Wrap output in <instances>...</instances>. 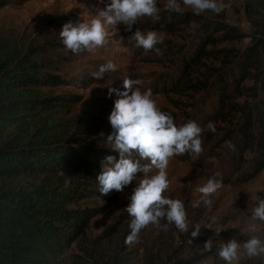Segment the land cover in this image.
I'll return each mask as SVG.
<instances>
[{"label": "rangeland", "instance_id": "374dc122", "mask_svg": "<svg viewBox=\"0 0 264 264\" xmlns=\"http://www.w3.org/2000/svg\"><path fill=\"white\" fill-rule=\"evenodd\" d=\"M165 3L166 0H157L160 12L167 11ZM223 3L226 7L220 14L209 11L196 15L192 9L185 8L179 14L187 21L178 23L172 29L147 26L144 23L147 17L139 19L133 25V31L136 28L142 32L157 31L163 38V43L156 46L161 55H157L155 50L145 51L135 47L134 42H128L131 33L124 31V25H118L117 32L109 29L107 44L95 52L72 54L59 37L62 25L70 21L76 24L82 22L81 19L90 20L89 14H95L93 5L97 4V0H8V4L0 8V59L28 58L29 63H36L65 81L55 86L31 84L12 91L4 90L2 81V97L19 106L14 112L6 114L4 125L0 126L4 138L16 137L35 143L52 139L64 142L80 120H85L91 122L86 126L95 132L92 136L79 139L78 143L96 148L94 160L99 161L101 169L105 156L118 158V153L110 149L111 145L95 139L113 131L108 117L118 97L115 93L109 95L108 90L111 87L123 91L125 77L141 80L142 91L150 88L157 106L171 114L177 125L192 120L203 129V153L198 157L192 153L174 156L166 169L170 183L164 195L184 202L188 232H180L174 225L163 231L149 224L140 231L137 243L125 245L131 220L125 208L130 203L132 189L143 173H137V181H132L123 192L113 190L108 195H101L97 191V182H93L85 184V188L75 192L72 198L68 194L73 190L67 189V179L60 172L28 171L5 179L26 191L38 203L47 204L52 198L54 203L65 207L96 208L98 211L89 219L82 234L69 245L54 251L39 249L34 255L36 264H160L170 253L191 255L188 252L190 245L197 254L205 253L196 264H227L218 256L220 243H227L232 238L242 243L252 235L264 240V222L251 220L253 209L260 199H264V167L259 168L256 162L260 150L256 135L261 133L260 129L253 126L254 140L246 142V146L245 143L239 148L234 146V150L229 147L231 139H225L226 133L243 121L241 109L246 106L264 109V86L260 75L254 69H246L245 78L237 81L239 90L232 85L227 88L230 101L237 106L227 111L224 119H220L222 115H216L218 103L213 89L210 88L209 94L204 90L188 88L178 92L171 90L169 85L170 78L182 76L181 59L187 57L190 45H197L194 35L200 32L203 24L230 27L236 36L217 40L205 47L209 52L197 61L190 72L191 79L200 76L199 72L204 68H221L219 52L229 57L243 52L253 37L260 34L264 0H223ZM98 7L103 8V5ZM247 8L251 10L247 11ZM166 42L170 47L177 45V48H172L173 52L169 53L165 48ZM108 61L116 65V71L106 72L97 79L94 74ZM162 77L165 79L163 83L160 82ZM57 94H69L75 100L66 106L49 108L23 106L28 104L27 100L38 101ZM209 122L215 126V132L208 129ZM154 172L155 169L150 174ZM216 172L221 174L223 186L211 197V210L203 205L194 208L193 202L200 197L197 188ZM212 216L216 217L215 223L209 220ZM195 225L201 227L200 235L192 238L190 233ZM208 239L212 241L211 251L203 249ZM232 264H264V255L249 258L241 248Z\"/></svg>", "mask_w": 264, "mask_h": 264}, {"label": "trees", "instance_id": "16d2710c", "mask_svg": "<svg viewBox=\"0 0 264 264\" xmlns=\"http://www.w3.org/2000/svg\"><path fill=\"white\" fill-rule=\"evenodd\" d=\"M6 4L8 0H0V8ZM159 16L158 21L147 17L144 23L156 28L172 29L178 23L187 21L181 14L169 11L160 12ZM214 25L215 23H211L210 26L203 24L200 32L194 35L197 45H190V52L187 57H182L179 64L182 76L170 78L169 85L171 90L178 92L188 88L194 91L204 90L209 94L210 88L213 89L218 103L216 115L220 114L222 115L220 119H224V114L237 106L230 101L226 90L231 85L235 87V90H239L236 87L237 81L245 78L246 69H254V72L261 77L262 87L264 86V18L259 23L260 34L253 37L252 42L243 52L233 53L230 57L228 54L219 52L217 55L220 56H216L220 59L221 68L211 70L204 68L201 73L199 72L200 76L196 75L191 79L189 75L193 67L209 52L205 50V47L213 45L217 40H228L236 36L230 27ZM165 48L170 53L173 52L172 48H177V45L170 47L166 42ZM164 80L162 77L160 82L163 83ZM2 81L3 88L7 91L31 84L55 86L65 82L58 74L42 69L36 63H29L28 58L12 61L0 59V83ZM2 96L3 93L0 92V126L5 123L6 114L19 108ZM73 100L75 98L69 94H57L38 101L27 100L28 104L23 106L41 105L48 108L66 106ZM241 111L243 121L237 128L228 131L225 139H231V144H234L236 148L244 143L246 146V142L254 140L252 128L257 126L261 133L256 135L260 142L256 162L257 166L262 168L264 167V109L246 106ZM88 123L91 122L80 120V124L76 125L64 142L52 139L35 143L16 137L4 138L0 133V264H36L34 255L39 249L54 251L69 245L82 234L89 219L98 213L96 208L65 207L54 203L52 198L47 204L38 203L32 200L26 191L21 190L11 181H5L13 175L28 171L60 172L67 179V189L73 190L71 194H68L69 198L75 196L78 190L84 189L85 184L97 182L96 175L100 172V166L99 161L94 160L96 148L78 143L79 139L92 136L91 134L95 132L86 126ZM107 136L108 134H103L95 141L104 142ZM38 195L35 194V196ZM41 196L44 197V195ZM192 247L193 245H190L188 249L191 255L170 253L160 264H196L205 253L197 254Z\"/></svg>", "mask_w": 264, "mask_h": 264}, {"label": "clouds", "instance_id": "9594fccd", "mask_svg": "<svg viewBox=\"0 0 264 264\" xmlns=\"http://www.w3.org/2000/svg\"><path fill=\"white\" fill-rule=\"evenodd\" d=\"M99 4L103 8L98 7ZM225 7L223 0H166L164 5L169 12L183 13L185 8H190L196 15L209 11L220 14ZM93 8L95 14H89L90 20L81 19L82 22L76 24L70 21L62 25L59 37L72 54L79 55L85 51L91 53L105 46L109 29L117 32L118 25H124V31L131 33L127 41L134 42L135 47H141L145 51L155 50L157 55L162 54L156 47L163 43V38L157 31L142 32L138 28L133 31V25L143 17L159 20L160 8L157 7V0H97ZM110 71H116V65L108 61L99 67L94 76L100 79L104 73ZM140 85L141 80L125 77L123 91L111 87L108 90L109 95L115 93L118 98L114 101L108 117L113 131L106 137V142L111 145L113 152L118 153V158L114 155L105 156L101 161L100 172L96 175L97 191L101 195H108L113 190L123 192L132 181H137V173H143V177L132 189L130 203L125 208L131 217L128 225L130 231L124 239L128 246L138 242L140 231L149 224L163 231H168L174 225L180 232H188L184 202L164 195L170 183L166 169L169 160L174 156L192 153L198 157L203 153V129L192 120L177 125L171 114L157 106L152 90L148 88L142 91ZM207 127L212 132L216 130L212 122ZM229 147L234 150L231 142ZM153 169L154 174H150ZM222 186L219 172L208 177L197 188L200 197L192 206L196 208L203 205L211 210V197ZM209 220L215 223L216 217H209ZM251 220L264 222V199H260L253 209ZM200 230L201 227L195 225L190 236L197 238ZM241 248L249 258L260 257L264 255V240L257 235H252L242 243L232 238L227 243H220L218 256L227 264H232L238 258ZM203 249L211 251L210 239L204 243Z\"/></svg>", "mask_w": 264, "mask_h": 264}]
</instances>
